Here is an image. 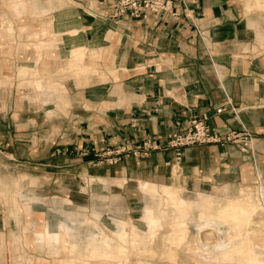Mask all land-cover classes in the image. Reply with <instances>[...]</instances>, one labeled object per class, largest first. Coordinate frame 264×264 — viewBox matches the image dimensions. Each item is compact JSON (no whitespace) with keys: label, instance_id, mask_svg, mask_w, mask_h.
Masks as SVG:
<instances>
[{"label":"crops","instance_id":"obj_1","mask_svg":"<svg viewBox=\"0 0 264 264\" xmlns=\"http://www.w3.org/2000/svg\"><path fill=\"white\" fill-rule=\"evenodd\" d=\"M173 1L171 13L119 20L111 0L15 1L26 6L23 23L8 13L23 45L0 43V80L9 83L0 87V183L11 196L21 181L25 200L20 220L0 201V264H130L133 254L156 255L165 224L160 257L174 264L183 245L206 263L264 264V239L252 228L264 199L242 188L264 184V0ZM194 116L222 134L249 131L250 149L197 145L177 157L168 136ZM147 138L161 147L148 157L99 156ZM214 188L240 193L222 200ZM145 195L157 205L143 206ZM101 198L132 216L143 211L134 219L148 231L113 222ZM83 212L113 236L90 234L78 256ZM191 221L219 241L191 244Z\"/></svg>","mask_w":264,"mask_h":264},{"label":"rangeland","instance_id":"obj_2","mask_svg":"<svg viewBox=\"0 0 264 264\" xmlns=\"http://www.w3.org/2000/svg\"><path fill=\"white\" fill-rule=\"evenodd\" d=\"M16 0H0V43L1 44H9L10 41L11 42H16L17 44H19V46H22L23 43V29L19 30V29H15L14 28V22L10 21V17L8 16V13L11 14H15L14 18L17 17L19 19L18 22H20V19L24 18L25 15H20V13H24L22 11H24V9L20 10L19 5H22L24 7L25 4L24 3H16ZM27 1L29 6H34L35 4L37 5H41L40 4V0H25ZM45 7V6H43ZM41 8V7H40ZM29 16H27L26 18H29L30 16H32L33 19L37 18L36 15L31 14V13H27ZM38 18H41L40 15L38 16ZM37 18V19H38ZM23 23V20H21ZM41 42V40H39ZM39 42V44H40ZM6 80V81H4ZM2 86H9L8 83V79L7 77H5V79L0 80V87ZM18 88L19 89H24V88H30V87H25L24 84L19 83L18 84ZM1 184V191L2 194L4 196H2L0 198V201L3 204H12L15 209H16V219L20 220L21 217V212L19 210V208H22V204H24V185L22 184L21 181H18L16 184H14V193H11V196L8 195L9 190H11V187L9 186H5L2 182ZM34 185L36 184V182L33 183ZM13 187V186H12ZM245 191H251L252 194L257 197V198H262L260 195L262 193H264V184L263 182H256L255 184H248L244 187H242ZM4 192V193H3ZM209 193H213L215 195H217L219 198H221L222 200L229 197V196H234L240 193V191H230L227 190V188L223 189V188H214L213 190H209ZM183 196L186 198H190V199H195L197 196L193 193H186V191L183 190ZM53 198L50 196V199ZM101 201L98 203H102V204H107L108 206H110V208L112 209V214H113V222L116 221V219L122 217L125 220H128L129 222V229L131 228V226L133 224L137 225L141 232H147L148 231V227L146 225V223H140L141 226L138 225V223H136L138 220H135L134 218H139V220L142 218L143 215V211H137L136 213L133 214V216L131 214H128L127 208L118 200L115 199H107L105 200L104 198L100 199ZM143 206L145 204H150V205H157V203L155 202V200L152 199V197L145 195L143 197ZM58 202L53 201L52 204H57ZM168 203L170 202V199L168 198ZM21 206V207H20ZM23 215V213H22ZM78 217L80 218L81 224L79 225L80 227H82L80 230L78 228H74L75 231L78 233L77 237L75 238L74 242H77L78 245V249H77V255L80 256V253H84L82 255H85V252H83L84 248L87 246V242H88V237L90 234L92 233H97L98 230H103L106 235H110L113 236V232L110 233V231H106L103 227V224H101L100 222V218L99 220H96L92 217V212H83V213H77ZM194 215H197V211L194 212ZM68 216L71 218V220L69 221L67 224L72 225L71 221H75V218L73 217V214H68ZM239 216V214L237 215V217ZM255 223L253 224L254 226L252 227L253 229L258 230V235L257 238L259 239H264V226H262L261 224H259V222H264V203H263V208L259 211V213L255 216ZM258 223V224H257ZM76 223H74L75 226ZM78 226V225H77ZM169 229V225L165 224L163 225L159 230H158V235L156 238V243L153 244L155 250H156V255H150V254H133L131 256V260H130V264H174L172 262H170L169 260L160 257L162 252L164 251V248L166 245H164V241H165V237H166V232ZM115 230V228L113 229ZM131 230V229H130ZM80 234V236H79ZM38 235L40 237H42V235L40 233H38ZM188 241L191 244L197 245L198 241L203 242L205 245L209 246V247H213L218 241H219V235L212 231V230H204L201 233L198 232L197 227L195 226V222L191 221L189 223V237H188ZM261 241V240H260ZM61 250L60 252H68L65 248H64V244H61ZM221 247V246H220ZM58 248V245H57ZM87 251V250H86ZM72 256V255H71ZM178 260L175 264H215V263H206L205 261H203L202 259H200L196 254H194V252L189 251L187 249V245H183L182 247H180L178 249ZM71 262V261H70ZM85 264H88V261L84 262Z\"/></svg>","mask_w":264,"mask_h":264},{"label":"built area","instance_id":"obj_3","mask_svg":"<svg viewBox=\"0 0 264 264\" xmlns=\"http://www.w3.org/2000/svg\"><path fill=\"white\" fill-rule=\"evenodd\" d=\"M111 3V19L113 20L137 19L147 14L171 13L174 8L173 0H111ZM222 110L219 109L217 112L220 113ZM206 120V116L203 118L194 116L189 119L185 125L169 134L167 147L174 150L177 157L180 156L184 148L197 145L218 144L225 146L233 144L244 151L250 149L253 136L249 131H231L222 134L210 127ZM160 148V144L156 140L147 138L138 144L126 142L101 152L99 156L109 164H116L124 157H148L152 151Z\"/></svg>","mask_w":264,"mask_h":264},{"label":"bare ground","instance_id":"obj_4","mask_svg":"<svg viewBox=\"0 0 264 264\" xmlns=\"http://www.w3.org/2000/svg\"><path fill=\"white\" fill-rule=\"evenodd\" d=\"M119 248V254L121 255V256H123L124 255V250L123 249H121V247H118ZM115 250V249H114ZM120 255H117V256H119L120 257ZM111 257H112V255H111ZM118 257V258H119ZM117 258V259H118ZM114 259V258H113ZM114 260H116V259H114ZM117 261V260H116Z\"/></svg>","mask_w":264,"mask_h":264}]
</instances>
